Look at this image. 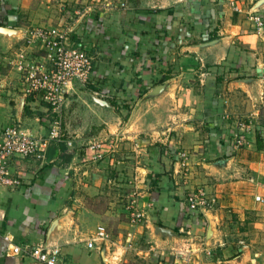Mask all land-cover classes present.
I'll list each match as a JSON object with an SVG mask.
<instances>
[{
	"label": "crops",
	"instance_id": "1",
	"mask_svg": "<svg viewBox=\"0 0 264 264\" xmlns=\"http://www.w3.org/2000/svg\"><path fill=\"white\" fill-rule=\"evenodd\" d=\"M59 1L0 0V29L21 43L14 55L26 60H40L43 52L20 39L21 30L44 25L19 16L66 15L64 2L84 3L71 22L61 19L62 28L93 56L88 81L67 87L58 112L25 92L17 55L10 61L18 74L15 86L0 89V131L16 123L36 137L58 135L43 160L14 157L8 164L20 184L0 186V264H35L11 246L40 242L59 245L67 264L101 261L98 244L110 229L131 240L155 233L162 247L166 234L176 241L171 249L188 247L174 253L184 258L210 243L205 250L226 262L227 224L251 214L258 207L254 195L264 192V145L255 142L258 130L264 143V25L250 18L258 14L264 22V0ZM239 122L247 144L235 147ZM182 149L183 166L176 154ZM124 157L134 161L127 170L114 164ZM121 179L139 193L126 195L119 217ZM198 189L215 200L203 213L189 210L185 200Z\"/></svg>",
	"mask_w": 264,
	"mask_h": 264
},
{
	"label": "built area",
	"instance_id": "2",
	"mask_svg": "<svg viewBox=\"0 0 264 264\" xmlns=\"http://www.w3.org/2000/svg\"><path fill=\"white\" fill-rule=\"evenodd\" d=\"M256 22L258 28L264 25L262 16L254 14L250 16ZM69 28L54 26H36L21 30V37L29 44H39L43 51L42 59H27L25 54L18 55L17 69L24 81V90L27 94L40 96L42 101L51 106L56 112L61 109L65 97L64 94L74 80L82 83L88 81L93 69V56L89 53L84 42L76 41ZM58 119L55 121L57 125ZM240 129L233 134V145L239 147L247 144L246 127L238 123ZM58 135L57 131L47 137H36L25 132L16 124L5 126L0 131V186L13 187L20 184L17 177L10 175L8 164L14 157L27 158L35 157L43 160L49 145V140ZM177 157L180 165H184L187 154L178 151ZM260 200V195L254 196ZM189 210L203 213L214 205V198L209 197L202 189L190 192L186 198ZM132 219H139L140 214H132ZM180 232H185L180 228ZM187 232V231H186ZM96 236L104 237L102 231ZM128 242L131 241L128 235ZM88 248L94 247V240L87 242ZM13 254L29 255L35 264H67L61 256V248L57 244L26 243L22 246H11ZM177 264V262L173 263Z\"/></svg>",
	"mask_w": 264,
	"mask_h": 264
},
{
	"label": "rangeland",
	"instance_id": "3",
	"mask_svg": "<svg viewBox=\"0 0 264 264\" xmlns=\"http://www.w3.org/2000/svg\"><path fill=\"white\" fill-rule=\"evenodd\" d=\"M39 2L44 3L45 0H39ZM54 2L57 4L61 3L59 0H54ZM122 2H119V4H122ZM46 4L50 5V2ZM73 4L77 5L75 8L77 10L76 12L72 10ZM42 5L43 4H40L41 7ZM82 6H84V3H81L80 1L78 3H68V1L64 2V10H69V13L66 15H64L65 13L63 11H58L57 13L53 11L48 13L35 11L34 13H30L28 15L27 13H24L23 15H21L22 12L18 13L21 15L19 16V19L22 22L25 21L24 23H27L28 20L32 21L33 19H36L39 22L34 23L35 25L41 23V25L44 26L62 27L64 25L61 19L63 18V21L68 20V22H71L79 15L80 11L84 10V8H81ZM20 39H22V37ZM19 45H21V43L16 42L15 37L9 35L7 31L0 30V89L3 88L4 84H6V88L15 86V75L18 74V72L13 67L14 63L11 64L10 61L12 58L16 57V55L18 57V52H16L15 55L14 53ZM7 78L11 80V83H8L9 80ZM179 151L186 152L185 149ZM131 162L134 161L124 157L118 159V161L115 160L114 164L116 167H123L124 170H127L125 167L133 164ZM116 167L113 168L117 169ZM136 173L138 175L139 171ZM125 176L128 177L127 175ZM115 177L119 178L118 175ZM128 182L129 181L127 180L125 183V180L123 179L117 181V183L121 184V186L118 185L119 187H117L120 189V192H118L119 195L117 196V204L120 205L119 217L125 215L121 209H125V206L129 204L130 198L127 202L128 197L126 195L128 193H134L133 196L135 197L139 193L136 192L135 189H133L134 191L132 192L127 185ZM255 195H260V200H255L258 207L253 209L251 214L247 213L243 219H238L237 216L232 217L231 219L233 222H229L227 224L225 240L228 244L222 246V248H229L227 250V258H222L228 259L226 262H217L216 257L219 256L218 253H213L210 250L208 252L205 250L207 245L208 247L211 246L210 243L202 244L201 248H195L194 250L198 253V255H193V258L189 256L184 258V255L181 253L178 255H175L174 253L181 252L178 249L179 247L183 250L184 248L188 250V247L182 245V243H177L176 248L171 249L172 242L174 243L176 241H174V239L170 236H166V234L163 236L164 239L167 240V245L162 247L155 242V233L151 234L149 232H139L135 239L128 242L125 238V233L119 236L116 229H110L111 234L107 230L110 235L107 241H102L98 244V251L101 252V261L91 259L87 264H165L174 263L175 259H177V264H251L249 259L254 257V253L256 252L259 253L257 258L258 262L256 264H264V192L262 191L258 194L256 193ZM128 210L130 211L131 209L128 208ZM203 241L204 239L202 242ZM226 245H229V247ZM218 248L219 247L213 246L211 250ZM240 248H244V255H242L241 251H239ZM169 252L172 254L169 255ZM169 256H172L173 259L171 260ZM79 264L82 263L80 262Z\"/></svg>",
	"mask_w": 264,
	"mask_h": 264
},
{
	"label": "trees",
	"instance_id": "4",
	"mask_svg": "<svg viewBox=\"0 0 264 264\" xmlns=\"http://www.w3.org/2000/svg\"><path fill=\"white\" fill-rule=\"evenodd\" d=\"M0 14H1V11H0ZM1 25H4V22H3L2 18L0 19V26H1ZM255 142H256V146H257V148H263V145H264V143H263V139H262V137H261V132L258 131V130L256 131Z\"/></svg>",
	"mask_w": 264,
	"mask_h": 264
},
{
	"label": "water",
	"instance_id": "5",
	"mask_svg": "<svg viewBox=\"0 0 264 264\" xmlns=\"http://www.w3.org/2000/svg\"><path fill=\"white\" fill-rule=\"evenodd\" d=\"M0 30H3V29H0Z\"/></svg>",
	"mask_w": 264,
	"mask_h": 264
}]
</instances>
